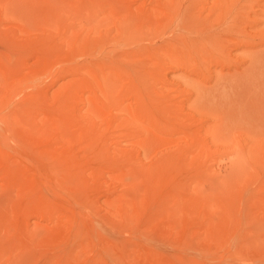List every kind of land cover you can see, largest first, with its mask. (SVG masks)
Wrapping results in <instances>:
<instances>
[{
	"label": "rangeland",
	"instance_id": "1",
	"mask_svg": "<svg viewBox=\"0 0 264 264\" xmlns=\"http://www.w3.org/2000/svg\"><path fill=\"white\" fill-rule=\"evenodd\" d=\"M92 1L0 0V264H264V62L253 55L232 81L219 53L238 32L248 53L264 54V0L219 3L230 15L206 29L218 47L206 64L214 82L168 62L156 69L162 84L139 85L142 109L136 86L120 111L76 82L85 71L72 75L97 55L70 61L66 41ZM96 1L132 9L120 17L134 25L164 0ZM111 28L103 21L94 37L119 41ZM136 37L121 50L135 49ZM242 94L244 111L223 107ZM126 116V126L102 125Z\"/></svg>",
	"mask_w": 264,
	"mask_h": 264
},
{
	"label": "bare ground",
	"instance_id": "2",
	"mask_svg": "<svg viewBox=\"0 0 264 264\" xmlns=\"http://www.w3.org/2000/svg\"><path fill=\"white\" fill-rule=\"evenodd\" d=\"M218 1L215 5L211 4L210 6L202 0H164L160 2H151L152 5L155 4V8L152 7L150 10L142 11L139 18L140 22H138L137 17L136 23L134 25H129L128 22L124 20V16L131 12L132 9L125 8L118 11L111 2L103 1L99 3L94 0L89 5H84V7L89 6L87 9L88 11L85 9L82 10L85 12L81 15L87 14L86 17H81L83 19L82 22L87 21V23L84 24L83 30L82 27L78 28L79 35L76 36L74 41H70L72 38L70 36L69 40H66L70 47L69 56L67 54L68 52L65 54L63 52L61 53L62 55H66V57L68 56L70 61L73 57L84 55L91 58L92 54L96 55L95 53H97L95 58H91L92 60L90 59L89 61L85 59L82 61L84 66H71V68L74 67L72 69V75L77 76L81 71H85V77L80 78V81L76 82H79L80 85L86 83L90 86V89L93 87L94 91L102 94V99L100 100L102 104L105 102L109 104L110 109L113 108L118 111H120L119 109L125 101L122 95H126L129 90L133 88L137 90L136 86L139 89L141 87L139 86L140 84H146L150 81L158 82L159 80L162 84L165 79L160 72H156V69H158L159 66L165 67L168 62L175 66L174 69H182L184 74L193 76L197 81L199 80V84L208 83L210 81L214 82V73L206 69V64L210 62V64L214 66V50L218 47L214 46V34H208L209 31H206V29L212 28V30H214V16L216 14V17L221 16L222 18H227L230 15V10L223 9L219 4L226 1ZM143 2L145 1L143 0ZM142 5L146 6L145 3ZM219 11L221 12L219 13ZM223 11H225V13ZM205 13H208V16L203 18ZM121 15H124L123 18L120 17ZM143 16L147 19L146 21L143 20ZM103 21H108L110 23L112 27L110 32L119 34L121 40L119 39L118 41V35L115 36L113 34V36L111 35L112 37H110V35H106V33H102L98 38L94 37ZM175 24V37L171 40H162L160 36L164 32V27L167 25L168 27L174 26ZM203 26L206 27L204 28ZM225 32H231L228 26L225 27ZM234 34L237 36L229 38V41L225 42L221 47L224 48L223 50L225 52L228 51V47L239 48L242 50L240 57L234 60L225 56L223 50L219 52L222 59V62H220L221 68L227 70V76L229 77L230 75V78L236 76L237 69L243 67L253 55V60L258 57L261 62H264L263 53H256V55L248 53L247 50L250 46L246 41H240L238 36L241 34L238 32H234ZM126 35L131 38H134L135 35L137 36V39H131L137 44L135 49H125L126 51L121 50L123 43L126 45V40H124ZM180 36H183V42L180 41ZM242 36L245 38L244 35ZM41 37V43H46ZM196 38L197 40H195ZM66 41L64 43H66ZM57 43L61 44L62 42L60 43L59 41ZM260 44H264V42L261 41ZM104 59H108L109 62H107L108 60L104 61ZM256 61L258 62L257 59ZM134 65L139 68L138 71L131 68ZM152 65L154 67H152ZM216 65L219 66V63ZM231 79L232 81L235 80L233 78ZM126 80H128L130 85H134L127 87V83L124 84ZM95 86H97V88H95ZM140 90L143 91V88L139 89V92L137 91L138 99L136 104L142 109L145 101L141 96ZM133 97H136V95H133ZM206 101L208 102L209 110L212 109L211 112L214 113V95H212V97L210 96ZM247 101V97L242 94L239 96L238 101L233 100L229 105L225 104L223 107L229 110L232 109V111H244L247 107ZM223 107L219 106L217 109L224 112L226 109ZM130 109V107L127 108L128 114L125 109H123L122 112H124V114L126 113L129 117V115H132L135 111L134 109L131 112ZM127 116L122 120L119 117H109L108 120H103L102 125L105 126L113 121L120 120V125L126 126L128 125Z\"/></svg>",
	"mask_w": 264,
	"mask_h": 264
}]
</instances>
